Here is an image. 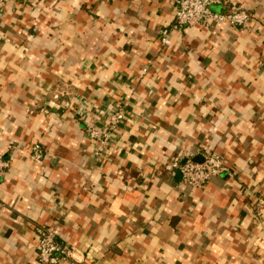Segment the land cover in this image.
Listing matches in <instances>:
<instances>
[{
    "label": "crops",
    "instance_id": "0c3cea01",
    "mask_svg": "<svg viewBox=\"0 0 264 264\" xmlns=\"http://www.w3.org/2000/svg\"><path fill=\"white\" fill-rule=\"evenodd\" d=\"M233 6L248 27L167 47L172 0H0V264H42V226L60 264H264V0L212 10ZM119 109L100 152L86 123ZM211 152L229 171L204 189L171 170Z\"/></svg>",
    "mask_w": 264,
    "mask_h": 264
},
{
    "label": "built area",
    "instance_id": "2783aa9c",
    "mask_svg": "<svg viewBox=\"0 0 264 264\" xmlns=\"http://www.w3.org/2000/svg\"><path fill=\"white\" fill-rule=\"evenodd\" d=\"M173 23L170 28L162 31L164 46L172 45L171 34L182 32L187 28H209L216 24H227L233 28L244 29L252 21L250 12L238 6L230 7L225 12H214L212 6L228 5V0H172ZM125 120L123 109L111 112L106 122V130L97 126L92 120H88L85 127L87 138L98 145V151L102 152L112 140L114 131ZM31 161L37 166H44L47 154L43 144L36 143L31 148ZM10 162L0 152V181L5 176ZM171 170L180 171L182 182L187 186L204 189L209 182L221 174L227 173L229 167L225 158L211 152L204 156L203 163H195L191 159L185 162L181 158L174 159ZM39 241L37 244V258L42 264H60L70 259H75L73 248L67 246L58 239V227L42 226L38 230Z\"/></svg>",
    "mask_w": 264,
    "mask_h": 264
},
{
    "label": "water",
    "instance_id": "95a60500",
    "mask_svg": "<svg viewBox=\"0 0 264 264\" xmlns=\"http://www.w3.org/2000/svg\"><path fill=\"white\" fill-rule=\"evenodd\" d=\"M195 163H203L204 162V157L203 156H197L194 160H192ZM176 178L182 179V176L180 174V171H177L176 173Z\"/></svg>",
    "mask_w": 264,
    "mask_h": 264
}]
</instances>
